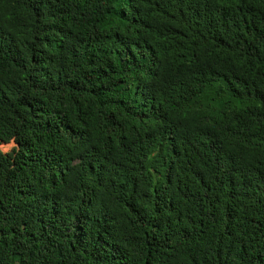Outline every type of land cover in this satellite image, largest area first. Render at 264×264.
I'll list each match as a JSON object with an SVG mask.
<instances>
[{"label": "trees", "instance_id": "1", "mask_svg": "<svg viewBox=\"0 0 264 264\" xmlns=\"http://www.w3.org/2000/svg\"><path fill=\"white\" fill-rule=\"evenodd\" d=\"M0 264H264V0H0Z\"/></svg>", "mask_w": 264, "mask_h": 264}, {"label": "rangeland", "instance_id": "2", "mask_svg": "<svg viewBox=\"0 0 264 264\" xmlns=\"http://www.w3.org/2000/svg\"><path fill=\"white\" fill-rule=\"evenodd\" d=\"M15 145L13 143L10 144H0V150L4 153H8L11 151V149L14 147Z\"/></svg>", "mask_w": 264, "mask_h": 264}]
</instances>
